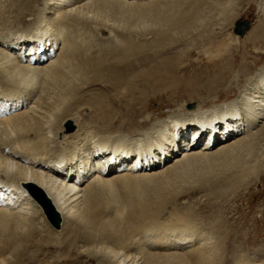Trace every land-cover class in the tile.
<instances>
[{
  "label": "bare ground",
  "instance_id": "bare-ground-1",
  "mask_svg": "<svg viewBox=\"0 0 264 264\" xmlns=\"http://www.w3.org/2000/svg\"><path fill=\"white\" fill-rule=\"evenodd\" d=\"M7 1L0 0V264H36L54 249V241L65 258L47 264H79L85 254H75L74 249L80 243L89 255L100 248V264H255L256 255L238 254L241 243H254L257 237L237 232L240 215L230 222L222 210L205 224L192 208L175 207L168 211L169 217L164 211L192 187L210 190L217 196L208 195L206 202L212 203L221 195L235 196L264 175V77L254 79L236 102L203 111L208 103L203 91L216 93L217 101L229 100L246 71H238L235 83L228 86L218 71L206 83L196 79L181 83L177 60L164 59L157 65L149 60V52L164 47L176 28L187 31L204 19H215L223 33L234 24L237 0H45L44 8L36 6L39 0ZM130 7L140 8L144 19L152 13V27L139 32L130 20L115 25V13ZM261 11L264 17V3ZM51 13L56 16L48 17ZM29 15L32 18L27 20ZM110 20L113 25L107 24ZM34 22H45L44 31L6 41L10 35L4 32ZM237 38L221 39L218 50L211 52L206 45L215 46L218 38L209 36L193 44L194 50L209 60L219 58L207 66L214 70L220 66L221 72L226 63L234 62L232 43ZM96 43L100 52L94 50ZM18 47L23 51L15 52ZM188 51L183 50L185 58L179 62L188 58ZM164 67L172 71L163 73ZM91 88L98 92L91 93ZM163 90L172 103L178 91H189L187 97L197 96L201 103L191 112L180 104L188 116L171 114L141 137L111 135L132 131L134 118L143 109L147 111L137 125L149 128L155 117L147 93ZM88 108L92 114L78 123L76 116ZM68 118L76 120L70 119L68 128L80 125L73 135L62 132ZM220 121L226 130L242 133L218 146L214 136L203 148H196L199 131L209 129L212 134ZM189 124L200 128L181 157L175 156L162 168L146 162L168 151V144L174 145ZM60 133L65 147L59 144ZM222 134V138L231 135ZM113 160L115 165L121 163L117 172L106 169ZM29 184L38 186L60 212L59 230L37 226L35 213H42L39 208L31 212L35 201ZM254 221L256 228L259 222ZM37 236L40 239L35 241ZM33 247L37 248L29 254Z\"/></svg>",
  "mask_w": 264,
  "mask_h": 264
},
{
  "label": "rangeland",
  "instance_id": "rangeland-1",
  "mask_svg": "<svg viewBox=\"0 0 264 264\" xmlns=\"http://www.w3.org/2000/svg\"><path fill=\"white\" fill-rule=\"evenodd\" d=\"M9 1L10 0H8L7 2H9ZM44 1L45 0H39L37 2L38 5L36 4V6L40 7V8H42V7L44 8ZM262 3H264V0H251V1L237 0L235 3H233V4H235L234 5L235 10L233 12L234 16H235L234 17L235 18L234 24L231 27L226 28L224 30L225 32L223 31V33H221V34L219 32L223 30V27L222 26L220 27L219 25H215V19L214 20L204 19V21L200 22L201 23L200 26H195V28L193 27L187 31H184L183 29L176 28L170 34V37L166 41L167 43L164 44V47H161L158 50L154 48L153 51L149 52V54L151 55V59H149L151 64L157 65V63H161L164 59H167V60L170 59L172 61L177 60L176 64L178 63V65H179L177 68L178 70L174 68L173 71L177 70V74H179L178 76L181 77V80H182L181 83H183L184 80L189 81V79H192V80L196 79L200 83H206V81L209 79V77L213 76L218 71L219 74L223 76L222 79L225 82H227V85H225V86H228L231 83H235L236 75H237L238 71L239 72L246 71L247 74L245 73L246 75H242V77H240V83H239L238 88L236 89L237 91H232L230 93L231 98H229V100H227L225 98H221L220 101H217V100H215L216 93H214V94L213 93H206L205 91H203L204 92L203 95L205 97H208L207 98L208 103L204 104L202 110L203 111L210 110V108L216 107L218 105L228 104V103L233 102V101L236 102L237 99L241 95H243V94L240 95V93L243 92L244 90H246V88L248 90V87H251V82L254 81V79H256V78L258 79L260 76H261L260 78L264 77V17H263V13L261 11ZM131 7L129 8V10H126V11L122 10L119 13L118 12L115 13L116 18H118L116 20L115 25H117V22H119L118 20H120L122 24H124V22L125 23L127 22L125 25H127L130 22H134L136 27L140 28L138 30L139 32H140V30L142 31V30L151 28L153 25V22H152L153 14L152 13L146 14L147 18L144 19L143 17H145V16L142 15V17H141V15L139 14L140 8L134 9L135 12H133L134 11L132 9L133 7L132 8ZM147 7H145V8H147ZM137 12H138V15L141 17V20H140L139 16H135L137 14ZM105 13L108 14L107 12H103L104 15H106ZM128 13H130V14H128ZM150 14H152V15H150ZM6 15H8V13ZM12 16H13V14L11 13L10 17H12ZM51 16L54 17L56 15H55V13H53V14L51 13V15L48 17H51ZM148 16H150V17H148ZM31 18H32V16H30V15L27 16V20H30ZM136 18L137 19L139 18V19L137 20ZM146 19L148 22L146 21ZM127 20H130V22H128ZM134 20H136V21H134ZM27 22H29V21H27ZM238 22H242V23L240 25H237ZM113 23H114V21L110 20L107 24L113 25ZM13 24H16V23H13ZM13 26L15 27L16 25H13ZM18 27H19V29H18ZM111 27L113 28V26H111ZM45 28H46L45 22L43 24H39L38 22H34L31 25H30V23H25L24 25L20 24V26H17V28H15V32H11V31L4 32V34L10 35V36H6L5 39H7L6 41H8L9 39H12V40L18 39L20 34H22V35H25L28 33L32 34L34 32H37V34H39L38 32H41L42 30L44 31ZM237 28L243 29L244 32L242 34H240L239 32H237ZM153 29H156V27H154ZM103 32L107 33V31H102V33ZM237 33H238V35H237ZM103 35H104V33H103ZM150 36L151 35H149V37ZM209 36L210 37L214 36V37H216V39L218 38V40L216 42L220 41L221 39H223L225 37L228 39L230 36H238V38H237L238 40L236 39L232 43L234 45V47H232V50H234L233 53L236 56V57H234L235 63L233 62L231 64V62L229 61L228 63H226V69L225 70L221 69V72H220V66L217 67V70H214L212 68L213 66L212 67L207 66L208 64L218 62L219 58H216L214 60H209V59L205 58L202 53H199V49L194 50L195 45H193V44L199 45L200 42H202L206 37H209ZM249 36L250 37L252 36V38H253V36H256L257 39L256 40L253 39V41H251V40L247 39ZM219 44H220L219 42L215 46H213L212 44H209V45H206V47L209 49V51L213 52L214 49H216V51L218 50L217 46ZM60 45L62 46V43ZM96 48H98V49H96ZM99 49H101V45L99 46V44L96 43L94 50H98L100 52ZM188 49H189L188 58L179 62L178 59L185 58V57H182L183 55H185L182 53L183 50H186V52H187ZM14 50H15V52L23 51L21 49V47H18ZM230 50H231V47H230L229 52H228L229 55H230ZM226 56H228V55H226ZM226 56L224 55V57H226ZM172 65H173V63H172ZM159 69L160 68H158V70ZM161 70H162V72L165 71L163 73H166V71H168L170 73L172 71V68H169L167 70L164 67V68H161ZM219 74H216V75L219 76ZM200 79L203 81H200ZM171 84H174V83H168V86H171ZM108 90L110 91V89H108ZM164 91H166V90H163L162 92H157V93H153L151 91H150V93H147V95H148L147 97L151 96V100L149 103V110L153 111L152 116L155 117V118H153V122L149 128L144 127L141 129V127L137 125L138 120L139 121L143 120V117H141L140 115L144 114V112L147 111L146 109L145 110L143 109L141 112L138 113L139 115L136 114V118H134L136 120V123H134L132 125V131L123 129L121 134L118 132H113L111 135H124L125 137L127 136V138H137L138 136L141 137L146 132H148L151 129V127H153V125H156L158 123H163L168 118V116L171 114L180 113L183 116L187 115L179 109L180 104H183L185 106V108L191 112V111H195L196 108L198 107V105H200V103H201L200 98L197 96L192 98L193 100L190 99V97L188 98L187 94L189 93V91H187V93H183L181 91H178V93L175 94V96H176L175 101L176 102L172 103V101L167 100V98H166L167 94ZM198 91H201V90L199 89ZM92 92H98V90L91 88V93ZM110 92H111L110 94H112V95H115L117 93V91H110ZM164 94H166V95H164ZM167 97H168V95H167ZM125 104H126V102H124V104L119 103L120 107L125 106ZM29 106H31V105H29ZM91 114H92V110H91V108H88L87 110H84V114H82L81 116H76L77 117L76 120L78 121V123L81 122V120H83V119L87 120L86 117L90 116ZM70 119L74 122L76 121L73 118H68L67 120H65L63 122V129L64 130L62 132H66L67 135L75 134L78 131V128L80 126V125H78V123L77 124L75 123V125H76L75 127L73 126L71 128H68L67 123ZM262 120L264 122V118ZM262 124L263 123L261 122V125ZM96 126H98L97 123H96ZM198 128H200V126L198 124H189L188 126L185 127L184 130L181 131V133H179L177 135L176 143L172 142L174 145L168 144V146H167V147H169L168 151H165L163 153H159L160 156H158L157 158H154L153 160L148 159L146 162L149 161L148 164L155 163L157 165H156V167H153V168H158V167H161L162 165H164L166 162L171 161L175 156L179 157L181 155V152L184 151V149L186 147V143L188 141H192V142L195 141V138L198 135L197 136H194V135H195V131ZM226 129H227L226 125L223 121H220L217 124L216 131L213 130L212 134H210L209 129H207V130L202 129L201 132L199 131V133H200L199 137H197L198 139L196 142L197 143L196 148H203V144L210 142V140L213 139L214 136L217 139V142L215 143V145L218 146V144H221V142H225L228 139L231 140L236 135H239L242 133V131L237 133V132L232 131L230 129L229 130H226ZM224 131L225 132L228 131L229 133H231V135L229 134L230 135L229 136L226 134V138H222V135H223L222 132H224ZM232 133H233V135H232ZM62 138H63L62 133H60L59 137H58L59 144L61 146L65 147V146H67V142L62 141ZM232 141H234V140H232ZM166 152L168 154H166ZM120 164L121 163L118 162L115 165L114 160L110 161V162H108L106 169L109 170V168H111L112 169L111 171L117 172L118 169H115V168L118 167ZM93 166H94V163H93ZM262 170L264 172V167L262 168ZM116 175H117V173L115 175H113V177ZM259 176H261V173ZM75 177H77V176H75ZM218 177H215L214 179L216 180ZM251 179H253V178H251ZM194 188L195 187L190 188L189 191L185 192L184 194L177 195L173 201L174 203H171L169 208L166 209L167 211H164V215L166 217H169L170 214L168 211H173L175 207L180 208L182 210L192 208V210L198 216V218L201 219L202 221H204L205 224L208 222H212L215 219V216L220 215L219 213H221L222 210H226V213H227L226 219L230 218V220H231L230 222L235 221L234 218H237L240 215L241 216L240 225H237V228H236L237 232L239 234L244 233L243 231H246L247 233H253V234L255 233V237L256 236L257 237H256V239H255L256 241L254 243L253 242L249 243V244L248 243H245V244L241 243V245H240L238 242L237 243L233 242V245H237V244L240 245L239 246L240 248L238 251L239 256L245 257L246 254L247 255L253 254L252 256L256 255V257H257L255 264H264V221H263L264 218H262V217H264V175L259 177V179L255 180V182L251 183V185H249V187L247 189H244L241 187L240 188L241 194L240 193L236 194V195L240 194L239 196L221 195L220 196L221 198H219L218 201H215L212 203L206 202L208 195H210V190H208V189L196 190ZM234 189H235V187H234ZM29 192L32 193V199L35 201L34 202L35 204H33V209H31V212H32V210L34 212V208H35V210L37 208H39L41 210V213H42V214L35 213L37 226L40 227L41 224H44L45 226H50V227L55 228L56 230H59L61 228V226L59 228L54 227L52 225V223L49 221V219L47 218L45 211H44V206L42 205L41 201L39 200V197L37 196L38 192L33 191L32 189L29 190ZM29 192H27V194ZM210 196L211 197H217L216 195H210ZM203 206H204V208H202ZM231 207L236 208V210H238V212L236 211L237 213L233 214L232 211H230V210L234 209V208H231ZM232 217H233V219H232ZM253 218L258 219V222H259V224L257 223L258 226H256V228L254 227L256 225V223H255V221L253 222ZM208 219H210V220H208ZM38 222H39V224H38ZM61 225H62V221H61ZM37 237H36L35 241H38L40 239V236H37ZM51 246L54 247L55 250L53 249L49 253H46V256H41L36 264L52 263L57 258H59V259L65 258L64 255L60 256L61 252L57 249L60 246L58 243H55V241H54V243H52ZM81 246H82V244L80 243L78 245V247L74 249L75 254H79V253L85 254L84 256L81 257V262L79 264H100L97 260V257L101 256V251L99 250L100 249L99 247H98L99 249L97 248L98 250L94 249L95 252H92L93 254H91V255H93V257H91V255H89V253L87 254V251H84L86 248H83ZM36 248L37 247L31 248V251H29V254H31L32 251L36 250ZM91 249H90V251H91ZM96 251H99V252L97 253ZM233 253L234 252L231 253L232 257H233ZM231 255H229V257H231ZM10 257L12 258V256H10ZM12 259H14V258H12ZM140 261L141 260H139L138 262L140 263ZM128 264H130V263H128ZM230 264H234V262H232ZM241 264H243V263H241Z\"/></svg>",
  "mask_w": 264,
  "mask_h": 264
},
{
  "label": "water",
  "instance_id": "water-1",
  "mask_svg": "<svg viewBox=\"0 0 264 264\" xmlns=\"http://www.w3.org/2000/svg\"><path fill=\"white\" fill-rule=\"evenodd\" d=\"M242 22H238L237 25H240ZM237 32L242 34L244 32L243 29L237 28ZM29 188H31L33 191H37V196L39 197V200L41 201L42 205L44 206V211L49 219V221L52 223V225L56 228H59L61 225L62 217L59 213V211L55 208L51 200L45 195V193L36 185L29 184Z\"/></svg>",
  "mask_w": 264,
  "mask_h": 264
}]
</instances>
